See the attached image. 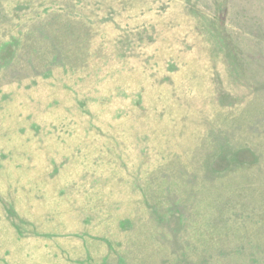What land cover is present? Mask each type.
Wrapping results in <instances>:
<instances>
[{
    "label": "rangeland",
    "instance_id": "rangeland-1",
    "mask_svg": "<svg viewBox=\"0 0 264 264\" xmlns=\"http://www.w3.org/2000/svg\"><path fill=\"white\" fill-rule=\"evenodd\" d=\"M0 264H264V0H0Z\"/></svg>",
    "mask_w": 264,
    "mask_h": 264
}]
</instances>
